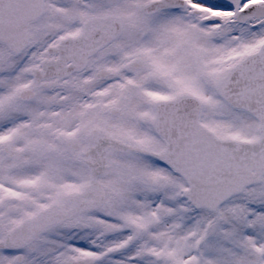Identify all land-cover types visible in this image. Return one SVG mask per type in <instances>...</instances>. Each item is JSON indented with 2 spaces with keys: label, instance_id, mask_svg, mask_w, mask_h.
<instances>
[{
  "label": "snow or ice",
  "instance_id": "snow-or-ice-1",
  "mask_svg": "<svg viewBox=\"0 0 264 264\" xmlns=\"http://www.w3.org/2000/svg\"><path fill=\"white\" fill-rule=\"evenodd\" d=\"M0 264H264V0H0Z\"/></svg>",
  "mask_w": 264,
  "mask_h": 264
}]
</instances>
